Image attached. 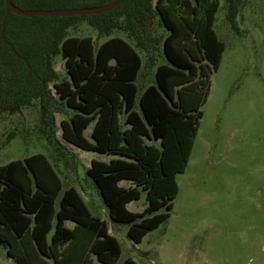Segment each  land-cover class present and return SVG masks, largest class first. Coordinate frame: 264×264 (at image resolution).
I'll return each instance as SVG.
<instances>
[{"label":"trees","instance_id":"1","mask_svg":"<svg viewBox=\"0 0 264 264\" xmlns=\"http://www.w3.org/2000/svg\"><path fill=\"white\" fill-rule=\"evenodd\" d=\"M112 1L11 0L25 11L98 8ZM225 1L236 27L249 0ZM219 8V0H120L100 15L51 18L8 12L0 0V123L36 108V128L56 156L55 166L42 154L0 166V245L15 264H93V257L117 264L121 258L108 224L55 169L62 163L69 168L73 157L56 137L58 114L66 116L63 142L111 158L92 160L86 175L112 223L127 225L137 245L169 221L179 193L176 176L187 169L224 52L213 28ZM80 22L105 37L122 31L127 40L109 38L97 46L90 37L68 36ZM57 57L64 76L56 71ZM90 126L91 140L85 135ZM142 192L144 210H128ZM123 264L137 263L129 258Z\"/></svg>","mask_w":264,"mask_h":264},{"label":"rangeland","instance_id":"2","mask_svg":"<svg viewBox=\"0 0 264 264\" xmlns=\"http://www.w3.org/2000/svg\"><path fill=\"white\" fill-rule=\"evenodd\" d=\"M219 1L213 28L224 52L211 77L194 148L186 171L176 176L179 193L171 218L140 244L128 238L127 225L111 222L96 186L86 175L90 159L98 154L63 142L60 122L66 116H56V137L73 157L69 168L62 163L55 169L66 186L84 194L93 215L110 225L121 247V261L264 264V0H249L237 15L236 27L228 20L226 1ZM68 36L90 37L97 46L109 38L127 40L122 31L105 37L87 22L71 28ZM141 55L146 63V55ZM163 62L160 58L159 63ZM55 67L65 75L61 57L55 59ZM20 112L0 123V166L37 154L55 166L52 146L36 128L39 112L36 108ZM13 130L19 135L7 143V135ZM92 131L93 126L86 133L89 140ZM145 206L146 194L142 192L130 210L142 212ZM0 264H13L1 245Z\"/></svg>","mask_w":264,"mask_h":264},{"label":"water","instance_id":"3","mask_svg":"<svg viewBox=\"0 0 264 264\" xmlns=\"http://www.w3.org/2000/svg\"><path fill=\"white\" fill-rule=\"evenodd\" d=\"M120 0H113L111 3L103 5L98 8L89 9H68V10H57V11H46V10H35L25 11L18 10L13 6L11 0H5L6 9L8 12H14L24 17H73V16H89V15H100L107 13L115 9Z\"/></svg>","mask_w":264,"mask_h":264},{"label":"crops","instance_id":"4","mask_svg":"<svg viewBox=\"0 0 264 264\" xmlns=\"http://www.w3.org/2000/svg\"><path fill=\"white\" fill-rule=\"evenodd\" d=\"M133 44V43H132ZM142 56V55H141ZM91 127V126H90ZM89 129V128H88ZM88 129L86 130V132H85V135H86V133H87V131H88ZM102 160V161H109L111 158L110 157H107V156H104V155H97V156H95V157H92L91 159H90V161H92V160ZM89 167H90V165H89ZM121 185L122 186H124V187H127V186H129V184L128 183H126V182H123V183H121ZM81 194V193H80ZM82 195V197H83V199H84V201H85V203L87 204V200H86V198H85V196H84V194H81ZM103 201V200H102ZM132 203H134V202H132ZM132 203H130V204H128L127 205V208H128V210H130V206H131V204ZM88 206V205H87ZM104 206H105V204H104ZM89 208V207H88ZM105 208H106V210H107V207L105 206ZM90 210V209H89ZM131 211V210H130ZM90 212H91V210H90ZM107 212H108V210H107ZM92 213V212H91ZM136 213H141V212H136ZM92 215H93V213H92ZM93 216H95V215H93ZM95 217H97V216H95ZM97 218H99V217H97ZM102 220V219H101ZM102 221H104V220H102ZM106 222V221H105ZM72 225H71V224ZM107 223V222H106ZM108 224V223H107ZM66 225H67V227H69V228H74V224L72 223V222H67L66 223ZM108 228H109V233L111 234V235H113L114 236V234L112 233V228L110 227V225L108 224ZM9 258V257H8ZM12 262H13V264H15V262H14V260L12 259V258H9ZM127 260V259H126ZM126 260H124V261H121V258H120V260H119V262L117 263V264H123ZM93 264H100L99 262H97L96 261V259L93 257Z\"/></svg>","mask_w":264,"mask_h":264}]
</instances>
